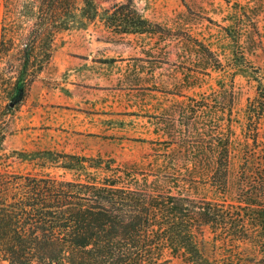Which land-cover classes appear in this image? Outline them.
Segmentation results:
<instances>
[{
    "label": "trees",
    "instance_id": "obj_1",
    "mask_svg": "<svg viewBox=\"0 0 264 264\" xmlns=\"http://www.w3.org/2000/svg\"><path fill=\"white\" fill-rule=\"evenodd\" d=\"M1 6L0 57H15L8 92L14 103L24 98L63 30L98 18L117 35L177 38L131 0L111 8L95 0H1ZM224 31L237 44L231 24ZM208 55L210 67L220 70L215 51ZM242 59H231L233 75L255 82L242 123L232 116L233 79L229 85L217 81L199 97L177 92L184 98L182 124L170 134L172 140L182 134L183 143L160 163L154 160L157 173L149 182L138 177L135 163L111 169L110 161L101 165L94 158L87 166L106 172L98 179L0 170V264H169L171 258L180 264H264V77ZM197 80L192 74L180 78L181 90ZM12 153L20 160L41 158Z\"/></svg>",
    "mask_w": 264,
    "mask_h": 264
},
{
    "label": "rangeland",
    "instance_id": "obj_2",
    "mask_svg": "<svg viewBox=\"0 0 264 264\" xmlns=\"http://www.w3.org/2000/svg\"><path fill=\"white\" fill-rule=\"evenodd\" d=\"M95 1L111 8L125 0ZM131 1L177 38L117 35L98 18L85 28L58 32L50 59L31 76L17 103L8 95L15 57H0V170L98 179L106 172L87 166V159L94 158L101 165L110 161L111 169L135 163L138 177L149 182L157 173L154 160L160 163L183 143L182 134L173 140L170 134L182 124L179 102L184 98L177 92L199 97L217 88L219 80L229 85L233 79L232 116L242 123L255 82L233 75L231 59L240 63L245 57L264 77V0ZM2 13L0 0V35ZM229 24L237 44L224 31ZM208 50L218 55L220 70L210 67ZM191 74L201 80L181 90L180 78ZM14 150L41 158L20 160ZM79 160H86L84 166ZM169 264L180 262L171 258Z\"/></svg>",
    "mask_w": 264,
    "mask_h": 264
}]
</instances>
